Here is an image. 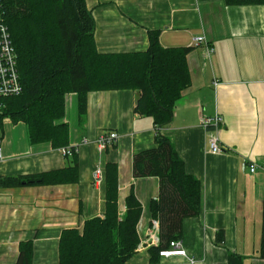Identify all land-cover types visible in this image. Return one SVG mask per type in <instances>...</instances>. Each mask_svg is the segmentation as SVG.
Segmentation results:
<instances>
[{
  "label": "crops",
  "instance_id": "1",
  "mask_svg": "<svg viewBox=\"0 0 264 264\" xmlns=\"http://www.w3.org/2000/svg\"><path fill=\"white\" fill-rule=\"evenodd\" d=\"M235 1L86 0L103 54L146 52L151 33L159 34L163 48H193L188 56L191 85L177 103L172 123L162 130L186 173L202 185L201 212L183 220L181 238L175 240L187 256L151 261L150 249L159 244L152 204L160 179L135 178L133 159L156 146L157 126L153 118L136 114L138 93L122 90L90 93L83 118L78 96L66 97L63 122L69 126L68 147L76 150L75 181L0 186V264H18L28 243L31 264H59L63 231L82 230L86 221L104 218L108 166L116 168L120 217L131 194L142 208L140 243L126 264H229L231 255L243 264H264V173L249 170L253 163L264 164V3ZM201 37L213 49L211 59L206 58V44L194 45ZM216 115L223 119V153L218 155L209 151L201 126L202 118ZM110 133L118 140L101 151L96 141ZM1 138L0 179L75 165L73 156L64 157L50 143L31 144L24 123L3 120ZM97 166L104 170L100 185L93 181Z\"/></svg>",
  "mask_w": 264,
  "mask_h": 264
},
{
  "label": "trees",
  "instance_id": "2",
  "mask_svg": "<svg viewBox=\"0 0 264 264\" xmlns=\"http://www.w3.org/2000/svg\"><path fill=\"white\" fill-rule=\"evenodd\" d=\"M236 3H264L237 0ZM6 22L18 55L23 93L3 99L2 120L24 123L31 144L50 143L69 148V126L64 123L66 97L76 94L79 113L87 112L90 93L130 90L138 93L135 112L153 118L157 126L153 149L133 159L135 178L157 177L160 193L152 204L159 222V244L150 249L151 261L181 238L183 220L201 212L202 185L189 176L183 161L162 130L172 123L177 103L191 85L188 56L193 48H163L159 34L151 33L143 53L103 54L95 40V21L86 0H4ZM2 127V126H1ZM74 166L25 178L0 179L2 187L54 185L77 179ZM111 173V174H110ZM104 218L85 222L82 230H64L59 264H126L136 254L137 227L142 208L134 194L126 199L120 217L118 182L114 166L107 167ZM261 257L264 259V207ZM33 248L22 246L18 264H31ZM229 264H243L231 255Z\"/></svg>",
  "mask_w": 264,
  "mask_h": 264
},
{
  "label": "built area",
  "instance_id": "3",
  "mask_svg": "<svg viewBox=\"0 0 264 264\" xmlns=\"http://www.w3.org/2000/svg\"><path fill=\"white\" fill-rule=\"evenodd\" d=\"M206 44V58L211 59L213 49L206 43L205 38H197L194 40V45L198 46ZM217 85V84H215ZM23 93V86L21 84V77L19 73L18 55L12 42L9 27L6 22L4 0H0V162L4 161V149L1 138V126L3 123V109L4 104L1 102L3 99L10 97H17ZM5 120V119H4ZM201 126L207 133L209 151L215 155L223 153V149L220 146L219 132L223 126V119L221 116L205 117L201 119ZM118 135L116 133H110L108 135H102L97 141V145L101 151L112 147L116 144ZM61 153L64 157L72 156L76 153L75 149L64 148L61 149ZM249 170L252 174H255L258 170L264 173V164L262 166L253 163L249 166ZM104 180V170L101 166H97L93 172V181L95 185H100ZM161 257H174L182 256L186 257V252L182 250L179 242H172L171 247L167 251L160 253ZM192 264H195L194 260H191Z\"/></svg>",
  "mask_w": 264,
  "mask_h": 264
}]
</instances>
